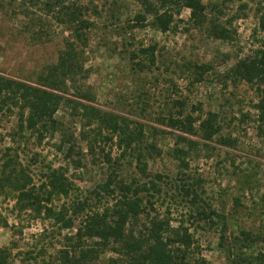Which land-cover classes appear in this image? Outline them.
Returning <instances> with one entry per match:
<instances>
[{"label": "trees", "instance_id": "trees-1", "mask_svg": "<svg viewBox=\"0 0 264 264\" xmlns=\"http://www.w3.org/2000/svg\"><path fill=\"white\" fill-rule=\"evenodd\" d=\"M93 1L91 10L85 0H19L23 16H29L33 6L38 7L36 30L55 25L68 35L56 62L28 79L0 72V112L8 120L13 118L7 134L10 145L0 150V199L11 198L16 211L32 212L33 219L43 225L33 242L25 246L16 240L0 246V264H208L191 227L201 222L215 226L223 247L227 220L199 194L201 176L186 171H191L190 162L211 157L214 148L210 143L232 147L236 140L224 133V117L219 112L194 116L184 112L185 103L180 98L164 102L170 108L154 118L158 125L171 129L161 131L153 126L146 130L142 122L94 105L95 93L85 81L79 61L82 52L77 50L86 45L87 30L93 26L90 13L97 14ZM135 1L138 10L131 20L137 25L142 26L148 17L151 27L167 32L174 27L175 9L186 8L190 26L206 27L209 37L230 42L236 35L233 20L208 19L204 0ZM26 30H32L30 24ZM254 30L257 40L250 53L218 75L224 82H244L256 90L254 131L264 144V8L257 10ZM132 54L135 71H146L155 62L154 46H140ZM193 67L199 74L208 70L206 65ZM77 125L83 132L90 127L95 135H107L112 143L100 160L108 168L104 177L85 191L67 175L68 167L47 165L40 174L33 172L31 162L36 158L25 152L32 139L37 144L54 140L55 152L79 169L80 158L72 159ZM166 133L175 140L169 151L179 171L175 180L148 169V161L161 155L154 140ZM148 137L150 142L145 141ZM88 148L96 155L91 144ZM23 157L29 159L24 163ZM180 202L185 203L182 208H178ZM0 226L8 227L1 213ZM63 230L68 234H62ZM257 237L240 229L233 242L240 250L231 252L233 257L228 254L226 264H264V252L248 256L244 251L254 248Z\"/></svg>", "mask_w": 264, "mask_h": 264}, {"label": "rangeland", "instance_id": "rangeland-1", "mask_svg": "<svg viewBox=\"0 0 264 264\" xmlns=\"http://www.w3.org/2000/svg\"><path fill=\"white\" fill-rule=\"evenodd\" d=\"M16 1L18 3L0 0V72L28 79L34 72L56 62L68 33L55 25L48 30H36L38 7L33 6L29 10L31 14L23 16L19 0ZM85 1L92 10L91 0ZM204 2L208 19L233 20L236 35L232 41L213 39L208 36L206 27L190 26L186 8L175 9L174 27L163 33L149 25L148 17L142 26L131 20L138 10L135 0H94L97 14L90 13L93 26L87 30L86 45L77 50L82 52L79 61L87 76L85 81L95 93L93 104L102 110L142 122L146 130L153 126L160 131L171 130L154 121L162 109L170 108L163 103L171 98L182 99L184 112L194 116L213 111L224 117V133L236 140L235 145L221 147L210 143L214 148L211 157L190 162L191 171L186 173L201 176L199 194L217 212L226 216L228 225L227 241L222 247L215 226L204 222L193 224L191 230L201 246L200 253L208 264H226L228 254L233 257L231 252L236 254L240 250L237 247L240 245L235 247L233 242L242 228L258 236L254 248L244 250L246 254L255 256L264 252V144L254 131L252 106L256 102V90L244 82H224L218 75L252 50L257 40L253 37L257 10L264 8V0ZM27 24L32 30H26ZM37 32L47 36L39 38ZM140 46L155 47V62L143 72L133 69L135 61L131 59L132 52L135 53ZM194 64L206 65L208 70L199 74ZM12 123L13 118L8 120L4 112H0V150L10 145L7 134ZM85 132L87 138L83 139ZM75 135L77 142L72 159L80 158L81 163L77 170L55 152L54 140L37 144L32 139L27 149L21 148L28 156L36 158L31 162L33 172L40 174L47 165L68 167L67 175L85 191L104 177L108 168L100 160L112 143L105 137L107 135H95L90 127L83 132L77 125ZM145 141L150 142L151 138ZM154 141L161 155L148 161L149 171L160 172L175 180L179 171L169 156L174 138L167 133L158 134ZM89 144L96 155L90 153ZM79 151L81 153L77 156ZM25 159L29 157L22 158L24 163ZM169 187L166 188L168 194L171 193ZM178 204V208L185 205L183 202ZM0 213L8 225L6 228L0 226V246L10 240L25 246L27 242H33L42 229L41 220L33 219L30 211H16L11 198L0 199ZM68 232L63 230L62 234Z\"/></svg>", "mask_w": 264, "mask_h": 264}]
</instances>
